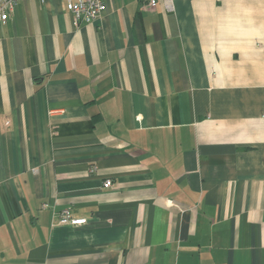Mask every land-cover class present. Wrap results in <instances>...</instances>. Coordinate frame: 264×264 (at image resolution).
I'll return each mask as SVG.
<instances>
[{
	"label": "crops",
	"instance_id": "0c3cea01",
	"mask_svg": "<svg viewBox=\"0 0 264 264\" xmlns=\"http://www.w3.org/2000/svg\"><path fill=\"white\" fill-rule=\"evenodd\" d=\"M164 1L0 24V264H264V0Z\"/></svg>",
	"mask_w": 264,
	"mask_h": 264
},
{
	"label": "built area",
	"instance_id": "2783aa9c",
	"mask_svg": "<svg viewBox=\"0 0 264 264\" xmlns=\"http://www.w3.org/2000/svg\"><path fill=\"white\" fill-rule=\"evenodd\" d=\"M19 0H0V24H4L13 13L15 6ZM40 3H44L45 0H38ZM147 8L153 10L157 6V0H146ZM167 11H173V0L164 1ZM66 8L68 13L72 15L74 26H78L80 23H89L99 19L101 15L106 11L105 0H66ZM137 119H140L137 116ZM102 187L109 189L113 187V183L110 179H106ZM168 206H173L172 201L166 202ZM46 207V206H44ZM86 224L85 218L73 217L68 208L62 209L56 216V221L52 225L54 226H70L79 227Z\"/></svg>",
	"mask_w": 264,
	"mask_h": 264
}]
</instances>
